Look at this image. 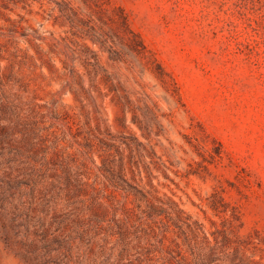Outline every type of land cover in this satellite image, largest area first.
<instances>
[{
	"label": "rangeland",
	"instance_id": "374dc122",
	"mask_svg": "<svg viewBox=\"0 0 264 264\" xmlns=\"http://www.w3.org/2000/svg\"><path fill=\"white\" fill-rule=\"evenodd\" d=\"M0 264H264V0H0Z\"/></svg>",
	"mask_w": 264,
	"mask_h": 264
}]
</instances>
